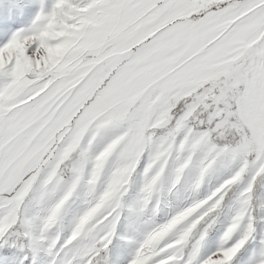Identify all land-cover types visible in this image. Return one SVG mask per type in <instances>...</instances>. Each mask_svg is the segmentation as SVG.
<instances>
[{
  "label": "snow or ice",
  "instance_id": "snow-or-ice-1",
  "mask_svg": "<svg viewBox=\"0 0 264 264\" xmlns=\"http://www.w3.org/2000/svg\"><path fill=\"white\" fill-rule=\"evenodd\" d=\"M0 264H264V0H0Z\"/></svg>",
  "mask_w": 264,
  "mask_h": 264
}]
</instances>
